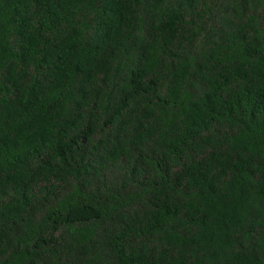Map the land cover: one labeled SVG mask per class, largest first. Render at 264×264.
I'll return each instance as SVG.
<instances>
[{
    "label": "trees",
    "instance_id": "1",
    "mask_svg": "<svg viewBox=\"0 0 264 264\" xmlns=\"http://www.w3.org/2000/svg\"><path fill=\"white\" fill-rule=\"evenodd\" d=\"M0 264H264V0H0Z\"/></svg>",
    "mask_w": 264,
    "mask_h": 264
}]
</instances>
